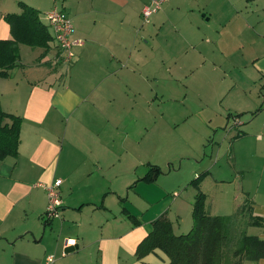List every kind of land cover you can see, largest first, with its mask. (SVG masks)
Segmentation results:
<instances>
[{"label": "crops", "instance_id": "obj_1", "mask_svg": "<svg viewBox=\"0 0 264 264\" xmlns=\"http://www.w3.org/2000/svg\"><path fill=\"white\" fill-rule=\"evenodd\" d=\"M19 1L39 10L45 25L42 14L59 7L78 44L70 65L55 41L48 51L20 45L17 66L0 76L3 111L22 119L18 156L0 160V238L12 248L0 264H43L50 255L54 264H168L161 250L138 257L160 215L145 218L149 198L130 206L129 189L149 191L154 183L143 179L153 168L162 172L148 164L136 181L137 163L150 150L154 109L160 117L171 111L179 83L194 87L206 75H227L221 61L245 74L212 94L228 113L225 131L216 130L226 122L221 115L218 124L200 128L197 140L224 135L221 161L239 196L231 214L206 210L230 216L247 205L261 219L251 228L264 239V0H169L147 25L142 10L151 0ZM217 30L232 39L214 37ZM11 38L2 20L0 40ZM218 53L228 60L217 62ZM171 80L177 89L165 98ZM58 179L63 204L46 222L48 197L38 185Z\"/></svg>", "mask_w": 264, "mask_h": 264}, {"label": "rangeland", "instance_id": "obj_2", "mask_svg": "<svg viewBox=\"0 0 264 264\" xmlns=\"http://www.w3.org/2000/svg\"><path fill=\"white\" fill-rule=\"evenodd\" d=\"M4 1L5 5H2V11L0 10V22L2 20L6 22L2 17L4 10H7L9 13L20 11L19 0ZM165 4L162 5L158 11L159 13L165 7ZM42 17L46 25H48L46 13L42 14ZM49 32H51L50 27ZM212 35L221 38L223 41H229L233 37L231 33L224 30H217ZM219 49H222L224 52L227 51L224 47ZM218 55L217 62H219V59H225L223 60L225 62L229 58V56H225L223 53H218ZM221 64L223 65L222 72L226 70L224 74L227 75L219 74L216 78L206 75L204 79L200 78L201 80L194 84V87L192 85L188 86L186 82L179 83L177 88L179 89L180 97H176V99L168 102L171 111L165 117H160V114L154 109L151 121L153 127L152 142L150 150L148 151V148L142 160L137 163L136 181L148 172V164L160 166L162 175L159 176L158 180L153 182V185L148 184L151 186L149 191H143L135 186L129 189L131 190L130 194L127 193V189L121 191L125 194L124 196L129 194L130 199L128 203L130 206L132 202H138L139 199L149 198L148 204L146 207L144 206L148 212L145 218L166 215L172 222L174 233L177 235L186 234L193 227V204L198 190L206 195L208 212L214 213L215 210L220 215L231 214L234 210L233 199L239 196L234 185L228 183L229 166L227 160L221 161V151L225 141L224 135L219 137V134L215 141V134L213 132L206 140L202 142L197 140L200 128L202 126L206 128L209 120H212L213 125L214 123L218 124L217 121L220 120L221 115L225 117L226 122L220 125L222 127L216 128V130L225 131L228 113L226 112L224 115V106L213 102L212 94L228 84L231 77L237 80V78H241L245 74L244 67L240 65L233 67L229 62L225 65L222 61ZM160 84L162 83L160 82ZM159 86L154 83V88L162 92ZM177 88L175 87V82L171 80L163 88V91L166 93L163 97H169L173 94L172 91L176 92ZM163 97L160 96L161 99ZM199 177L201 179L199 186H197L194 184V181ZM226 201L231 208H226ZM245 207L248 206L246 205ZM243 213H245L244 217H248L249 213L247 211ZM142 216L144 215L142 214ZM257 232V229L254 228H249L248 230V234L253 236ZM11 253V245L7 244L3 237L2 239L0 238V256L3 259L10 260Z\"/></svg>", "mask_w": 264, "mask_h": 264}, {"label": "trees", "instance_id": "obj_3", "mask_svg": "<svg viewBox=\"0 0 264 264\" xmlns=\"http://www.w3.org/2000/svg\"><path fill=\"white\" fill-rule=\"evenodd\" d=\"M21 13L4 16L12 38L0 40V76L7 78L20 60V45L50 48L53 36L41 20L39 10L19 2ZM22 119L3 111L0 104V160L17 157ZM161 170L153 168L143 180L155 182ZM202 177V176H201ZM199 177L194 184L199 186ZM247 211L248 217L243 215ZM193 227L186 234L174 233L172 222L162 215L152 223V231L138 246L139 258L161 250L168 264H256L264 259V239L248 234L261 226L260 217L250 207H242L230 216H211L206 210V195L198 190L193 204ZM248 218V220H246Z\"/></svg>", "mask_w": 264, "mask_h": 264}, {"label": "built area", "instance_id": "obj_4", "mask_svg": "<svg viewBox=\"0 0 264 264\" xmlns=\"http://www.w3.org/2000/svg\"><path fill=\"white\" fill-rule=\"evenodd\" d=\"M169 0H151L148 4L143 7L142 10V21L145 25L151 23L152 16L157 13L162 5ZM48 19V27L51 28L53 35V41L57 44L61 53V60L65 65H70L75 58L73 46L78 44L71 40V35L74 34L75 28L72 20L63 12V10L55 7L50 12L46 13ZM79 44H82L79 41ZM235 124L240 125V119L235 118ZM63 181L58 179L52 184L38 185L43 187L47 193L48 205L44 213L43 219L49 222L59 217V212L62 207V193L60 187ZM55 257L50 255L46 258L43 264H54Z\"/></svg>", "mask_w": 264, "mask_h": 264}]
</instances>
